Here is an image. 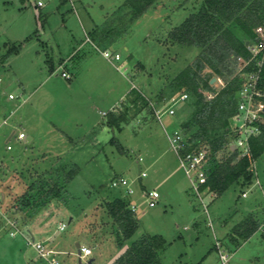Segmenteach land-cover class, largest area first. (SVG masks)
I'll list each match as a JSON object with an SVG mask.
<instances>
[{
    "label": "rangeland",
    "instance_id": "374dc122",
    "mask_svg": "<svg viewBox=\"0 0 264 264\" xmlns=\"http://www.w3.org/2000/svg\"><path fill=\"white\" fill-rule=\"evenodd\" d=\"M125 1L0 0V208L6 215H0V264H47L36 258L32 241L49 235L56 247L46 245L66 251L72 264L91 258L112 264L145 233L159 238L162 264H264V164L255 163L249 183L219 197L208 190L199 195L168 138L192 110L181 111L184 93L171 83L200 50L172 44L167 35L201 0H162L134 20ZM105 50L121 58L110 61ZM227 60L241 71L239 56ZM113 113L126 117L119 126L109 123ZM241 123L233 119L232 128ZM62 167L76 171L62 197L25 223L22 195L34 192L37 173ZM121 177L134 194L112 186ZM150 191L160 194L153 207ZM118 197L137 206L138 229L122 246L105 203ZM250 215L261 226L243 240L236 228ZM77 243L91 247L92 257L80 263Z\"/></svg>",
    "mask_w": 264,
    "mask_h": 264
},
{
    "label": "trees",
    "instance_id": "16d2710c",
    "mask_svg": "<svg viewBox=\"0 0 264 264\" xmlns=\"http://www.w3.org/2000/svg\"><path fill=\"white\" fill-rule=\"evenodd\" d=\"M161 1L126 0L123 6L128 9L130 19L134 20ZM258 30L264 31V0H201L197 10L174 26L167 35V41L172 44L200 50L194 62L181 70L171 85L188 95L182 101L181 111L192 108L187 119L180 124L183 136L181 154L197 153L207 148L204 167L207 180L200 185V190L215 192L216 197L235 184L249 183L255 163L259 161L264 164V120L259 124L258 131L249 137V153L240 157V150L231 148L234 142L232 120L238 114L244 78L256 69V60L251 59L248 43L256 41ZM231 54L250 61L237 74L232 69V61L227 60ZM214 76L222 79V87L217 88L215 83L210 82ZM261 76L264 89V67ZM151 111L154 113V110ZM112 115L109 122L112 126H119V120L126 118L123 114ZM55 171L53 174L49 171L37 173L30 185L34 192L28 197L22 195L20 203L21 210L25 211L22 215L25 223L37 209L62 197L63 187L76 173L73 169L66 171L64 167ZM62 171L66 172L62 174ZM58 178H62V184H59ZM70 188L67 187V193L71 192ZM2 196L0 193V204L3 202ZM105 203L110 217L120 228L116 243L122 246L138 229L135 212L125 197ZM260 226V221L250 215L236 229L241 230L238 233L240 238L247 240ZM233 241L237 245L240 243L237 238H233ZM160 247L159 238L142 234L112 264H162Z\"/></svg>",
    "mask_w": 264,
    "mask_h": 264
},
{
    "label": "built area",
    "instance_id": "2783aa9c",
    "mask_svg": "<svg viewBox=\"0 0 264 264\" xmlns=\"http://www.w3.org/2000/svg\"><path fill=\"white\" fill-rule=\"evenodd\" d=\"M256 41L254 43H249L248 49L251 52V59L256 60V69L249 74H247L244 78V83L242 89L240 91L239 104H238V114L234 117L235 120L242 121L240 127L233 128L234 131V142L232 144L235 145L236 148L240 150V157L245 156L250 151L249 146V137L250 135L256 133L259 128V124L264 120V89L261 86V72L264 67V31L260 30L257 34ZM104 57L108 60H119L121 58L119 53H112L109 50L103 51ZM239 59L244 61V65L241 70L250 62L239 56ZM220 83H223L222 79L217 78ZM224 84V83H223ZM187 94L184 93L179 97V101H184L187 98ZM13 98V95H10ZM154 113L157 119H161V113L154 108ZM169 115L175 113L173 106L169 107L166 111ZM106 114V113H104ZM19 139H25L26 135L24 133H20L18 136ZM171 147L173 151L177 154L180 162V167L183 169L185 174L192 180L193 188L196 193L200 195V185L206 182L207 175L205 173V164L207 158V152L203 150L199 152H188L185 155L181 154V149L183 147V136L181 131H174L172 135H168ZM10 148V146H8ZM194 176H193V175ZM146 172H140V176H146ZM112 186L115 188H126L125 192L127 194H134V189L131 187L130 182L124 178L113 179ZM200 190V191H199ZM149 197V205L151 207L155 206L157 203L160 194L158 191H150L146 193ZM247 193H243V196H246ZM0 208V215L3 217L6 216L4 214L3 209ZM132 211L136 212L137 206H131ZM17 225V222L12 220V225ZM67 227V223L61 222L59 225L60 230H65ZM18 231V228L16 229ZM16 231H12L11 235H15ZM32 246L36 251V258L45 261L47 264H64L62 259L60 258L61 252L56 251L48 247L42 241H36L33 237ZM81 254L78 255V251L76 255L82 259L92 257L94 251L91 247L87 245H80ZM220 256L222 260L225 262L227 260V255H224L220 251ZM93 259V258H91ZM90 261V260H89ZM87 264H96L95 260L89 262Z\"/></svg>",
    "mask_w": 264,
    "mask_h": 264
},
{
    "label": "crops",
    "instance_id": "0c3cea01",
    "mask_svg": "<svg viewBox=\"0 0 264 264\" xmlns=\"http://www.w3.org/2000/svg\"><path fill=\"white\" fill-rule=\"evenodd\" d=\"M11 99V98H10ZM13 99V98H12ZM74 218L73 217H71V220H73ZM51 235H49L47 238H45L44 240H41L42 242H44L45 244H47V245H49L50 247H52V248H55L56 246L54 245V244H52V243H50L51 242ZM57 244L59 245L60 244V241H57ZM61 245V244H60ZM59 245V246H60ZM61 252H64V253H62V254H65V255H62V257H63V259L62 260H64V264H72L73 263V260H72V258H69L68 257V255L66 254L67 252L66 251H63V250H61ZM61 256H60V258H62Z\"/></svg>",
    "mask_w": 264,
    "mask_h": 264
},
{
    "label": "water",
    "instance_id": "95a60500",
    "mask_svg": "<svg viewBox=\"0 0 264 264\" xmlns=\"http://www.w3.org/2000/svg\"><path fill=\"white\" fill-rule=\"evenodd\" d=\"M41 25V24H40ZM249 44V43H248ZM217 81V77L216 76H214V77H212V79H211V83H215ZM231 148L234 150V149H236V147H235V145L234 144H232L231 145ZM3 197H4V195H3ZM80 243H77V251H78V255H80L81 254V250H80ZM94 259H90V261L89 262H92ZM79 262L81 263V258L79 257Z\"/></svg>",
    "mask_w": 264,
    "mask_h": 264
}]
</instances>
